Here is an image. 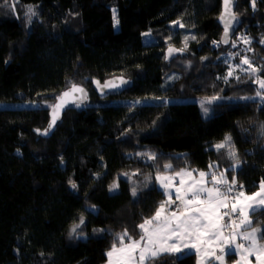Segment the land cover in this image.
I'll list each match as a JSON object with an SVG mask.
<instances>
[{
  "label": "trees",
  "instance_id": "trees-1",
  "mask_svg": "<svg viewBox=\"0 0 264 264\" xmlns=\"http://www.w3.org/2000/svg\"><path fill=\"white\" fill-rule=\"evenodd\" d=\"M220 12L221 0H0V264H103L117 234L138 239L137 226L165 200L159 173L224 172L246 194L259 188L264 0H237L229 45ZM241 33L250 43L236 40ZM228 54L259 71L244 65L228 76ZM113 75L131 85L115 96L97 91ZM74 83L87 103L49 130L50 107ZM206 96L227 100L204 117L196 99ZM227 136L235 158L215 147ZM251 219L264 228V209ZM155 264L197 260L164 255Z\"/></svg>",
  "mask_w": 264,
  "mask_h": 264
},
{
  "label": "snow or ice",
  "instance_id": "snow-or-ice-1",
  "mask_svg": "<svg viewBox=\"0 0 264 264\" xmlns=\"http://www.w3.org/2000/svg\"><path fill=\"white\" fill-rule=\"evenodd\" d=\"M252 3L254 7L255 0H252ZM231 4L232 0H224L225 13L230 14ZM33 15L35 13L29 9V21ZM113 19L116 24L119 23L115 10ZM224 19L225 17L221 16V20ZM229 24L230 21L225 23L223 39L225 44L229 42ZM244 42L250 43L246 39ZM175 51L177 50L169 48V54ZM241 63L248 65V69L242 71H250L253 75L259 71L247 57H242ZM232 75L233 73L229 71L228 76ZM255 82L260 89L256 95L264 101V91H261L264 90V79L257 77ZM96 83L99 87V81ZM121 83L126 81L121 80ZM102 87L114 88L117 85L109 82ZM74 93L86 96L84 89L75 84L69 91L64 92L58 98L59 103L52 106L49 129L55 126L60 110ZM220 99L219 96H213L201 101L205 115L209 112L205 104ZM47 132L48 130H45L44 134L47 135ZM230 141L231 137L227 136L224 142L215 147L218 151L225 147L232 148L229 156L235 158L236 153ZM148 158L154 160L156 157L153 154ZM236 164L238 166L239 161ZM214 167V164L209 165L210 170ZM164 169H172V165L165 164ZM194 173L198 175V179ZM156 180L167 198L159 204L153 216L145 218L137 226L140 229L138 239L133 238L127 229L117 234V241L106 253L108 264H155L164 255L176 256L179 259L181 255L189 253H194L198 257L197 264H226L225 258L232 252L239 253L240 259L236 264H253L251 257L255 258V264H264V243L261 242L264 241V228L256 227L251 219L258 210L264 209V180L261 181L259 190L251 195L243 191V185L237 188L235 177L229 182L224 172L217 175L213 171L197 172L195 169L182 168L173 171L172 175L158 174ZM209 183L211 187L207 186ZM72 187L76 188V184L73 183ZM118 187V183H113L109 190L113 191ZM132 195L134 197L137 195L135 188L132 189ZM83 223L84 220L81 218L80 224ZM78 227L79 225H76L73 232Z\"/></svg>",
  "mask_w": 264,
  "mask_h": 264
},
{
  "label": "water",
  "instance_id": "water-1",
  "mask_svg": "<svg viewBox=\"0 0 264 264\" xmlns=\"http://www.w3.org/2000/svg\"><path fill=\"white\" fill-rule=\"evenodd\" d=\"M236 5H237V0H232V4H231V11L230 14L225 13V5H224V0H221V12L220 15L218 17V24L220 25V27L222 28V33H221V38H220V42L223 45H229L231 38L233 37V35L235 34L237 27L239 25V18L237 16V14L235 13L236 10ZM221 16H224L225 19L221 20ZM234 17V19H233ZM227 21H230L229 24V34H228V43L225 44L223 43V39H224V29H225V23ZM121 80L126 81V83H121ZM114 83L117 85V87L114 88H103L102 86L106 83ZM75 85H78L79 87H82L84 89V92L86 93V96L81 94V93H74L73 96L71 98H69V102L60 110L59 112V119L56 121L55 126L57 125V123L61 120L63 114L65 113V111L68 109L69 106L74 105V104H85L88 101V91L87 89L79 84V83H74ZM73 85V84H72ZM68 86L66 88H64L59 95L57 96L56 100L54 101V103L52 104L55 105L57 103H59L58 98L66 91H69L71 86ZM99 87L97 85V83H95V87L97 89V91H99L100 93H103L107 96H115V95H119L121 94L125 89H127L130 85H131V81L124 75H113L111 77H109L108 79L100 82L99 81ZM74 101V102H73ZM52 106L50 109V122L52 119ZM50 125V123H49ZM55 126H53L51 129H53ZM49 129V130H51Z\"/></svg>",
  "mask_w": 264,
  "mask_h": 264
},
{
  "label": "rangeland",
  "instance_id": "rangeland-1",
  "mask_svg": "<svg viewBox=\"0 0 264 264\" xmlns=\"http://www.w3.org/2000/svg\"><path fill=\"white\" fill-rule=\"evenodd\" d=\"M237 37V39L236 40H238V41H241V40H245L246 39V37H244V35L241 33L240 35H237L236 36ZM236 44V43H235ZM246 51V50H245ZM224 61L228 64V66H229V69H228V71H231V72H234V71H236L239 67L240 68H243L244 67V65L245 64H242L241 63V60H238V58L236 57L235 58V56H234V54H228L227 55V57H225V59H224ZM237 65H239V67L237 66ZM247 66V65H246ZM190 68V67H189ZM225 75H227V72H226V74ZM264 91V90H263ZM209 97H213V96H206V97H199L198 99H196V101H197V103H198V105H199V107H200V111H201V114L204 116V117H207V116H209L211 113H212V104H214V103H216V101H214L213 103H211V104H205V107H208L209 108V112L207 113V115H205V113L203 112V110H202V108H201V101H204L205 100V98H209ZM219 97H221V99L224 101V100H227V97H222V96H219ZM12 104H14V103H12ZM43 104V103H42ZM51 108V107H50ZM189 170H191V169H189ZM177 171H179V170H177ZM197 172H199V171H197ZM205 172H208V171H205ZM159 174H161V173H159ZM164 174H167V175H172L173 174V172H170V173H164ZM158 175V174H157ZM194 176H196V178L198 179L199 177H198V175L196 174V173H194L193 174ZM210 179V178H209ZM156 183H157V185L159 186V188H160V185H159V183L157 182V180H156ZM208 187H211L212 185H211V183H209L208 185H207ZM161 189V188H160ZM259 190V188L256 190V191H258ZM255 191V192H256ZM254 193V192H253ZM252 193H250V194H247V195H251ZM167 197L165 196V199H166ZM174 207V206H173ZM223 211V210H222ZM225 220H227V218H225ZM242 242V241H241ZM262 243H264V241H262ZM233 253V252H232ZM234 253H236V256L235 257H233V258H231V259H229V256L227 255L226 256V258H225V262H226V264H236V262L240 259V256H239V253L238 252H234ZM251 259V258H250ZM197 260H198V257H197ZM252 260V259H251ZM253 261V264H255V260H252ZM103 264H108V259L103 263Z\"/></svg>",
  "mask_w": 264,
  "mask_h": 264
},
{
  "label": "crops",
  "instance_id": "crops-1",
  "mask_svg": "<svg viewBox=\"0 0 264 264\" xmlns=\"http://www.w3.org/2000/svg\"><path fill=\"white\" fill-rule=\"evenodd\" d=\"M217 175H218V174H217ZM237 188H239V187L237 186ZM256 192H257V191H256ZM174 207H175V206H174ZM227 231H228V230H226V234H227ZM261 242H262V241H261ZM233 253H234V252H233ZM235 254H236V253H235ZM251 259H252V260H255L254 257H251ZM196 260H197V256H196Z\"/></svg>",
  "mask_w": 264,
  "mask_h": 264
}]
</instances>
